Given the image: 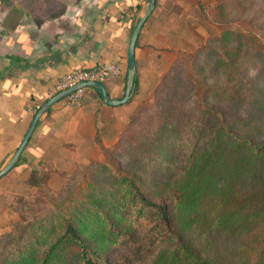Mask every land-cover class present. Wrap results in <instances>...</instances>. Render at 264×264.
Returning a JSON list of instances; mask_svg holds the SVG:
<instances>
[{
  "label": "crops",
  "instance_id": "1",
  "mask_svg": "<svg viewBox=\"0 0 264 264\" xmlns=\"http://www.w3.org/2000/svg\"><path fill=\"white\" fill-rule=\"evenodd\" d=\"M220 1L156 0L137 39L138 89L127 102L107 104L85 86L79 105L66 96L40 115L18 161L0 178V234L17 218L14 199L38 189L26 182L32 169L56 170L48 187L57 190L60 173L100 159L98 139L113 145L136 104L149 99L184 52L213 35L208 14ZM147 9L148 0H0V170L69 70L117 62L120 73L103 83L111 99L124 96L131 35Z\"/></svg>",
  "mask_w": 264,
  "mask_h": 264
},
{
  "label": "trees",
  "instance_id": "2",
  "mask_svg": "<svg viewBox=\"0 0 264 264\" xmlns=\"http://www.w3.org/2000/svg\"><path fill=\"white\" fill-rule=\"evenodd\" d=\"M201 5L205 11L206 6ZM208 17L214 22L212 16L208 14ZM240 32L225 27L219 40L230 43L241 35ZM245 36L254 54H261L253 55L254 58L264 60V42L260 46L262 51L258 52L260 49L254 46L258 39L248 32ZM239 54L238 47L221 52L218 60L221 59L225 66L227 85L221 92L214 91L220 93L218 99L233 100L235 105L242 104L244 96L240 92L249 83L237 72L235 58ZM167 74L166 78L170 73ZM137 89L135 80L134 92ZM204 113L211 121L206 119L216 125L197 130L202 136L208 132L210 139L190 147L194 154L192 160L187 159L182 176L170 182L173 191L170 205L153 200L136 177L115 168L111 179L116 190L102 191L95 184H87L84 190L90 188L91 194H85L81 200L71 199L70 205H66L65 199H53L55 210L37 218H27L22 206L20 214L24 220L14 223L12 230L0 237V264H214L212 259L198 253L183 235L184 228L197 224L220 230L249 229L254 235H260L264 252V230L261 228L264 221V140L253 130L243 128L234 116L231 120L225 119L227 111L204 106ZM168 133L164 138L167 134L177 135L178 128ZM158 134L156 137L162 139L163 130ZM158 146L160 157L164 156L156 164H160L158 170L164 173L156 179H163L170 174L175 163L171 156L181 145ZM81 165L76 164L75 170ZM54 172V169L34 168L26 182L29 187L44 190ZM61 174L67 176L65 186L80 178L79 173ZM179 214L181 228L178 229L174 220ZM136 231L138 237L141 231L139 239H135ZM119 243L128 244L125 256L109 258L107 251ZM157 249L161 250L149 260Z\"/></svg>",
  "mask_w": 264,
  "mask_h": 264
},
{
  "label": "rangeland",
  "instance_id": "3",
  "mask_svg": "<svg viewBox=\"0 0 264 264\" xmlns=\"http://www.w3.org/2000/svg\"><path fill=\"white\" fill-rule=\"evenodd\" d=\"M209 16H212L216 26L213 35L204 39L193 51L184 52L176 60L177 65L165 73L169 72V77L166 78L165 74L162 76L150 93L149 99L140 100L136 104L119 139L110 146L102 145L98 140L100 159L76 163L82 164V167L75 170V164L71 170L65 171L80 174V178L70 179V185L65 186L67 176L60 173L63 182L59 189H49V178L46 189L38 187L34 193L17 196L13 207L18 214L17 218L11 221L9 228L0 234V237L10 232L14 223L24 220L20 214L22 206L27 218H37L55 210L53 199H65L66 205H70L71 199L81 200L85 194H91L90 188L84 190L87 184H95L102 191L116 190L117 186L111 179L115 168L136 177L153 200L164 201L170 205L173 193L170 182L178 176L181 177L187 159L192 160L194 154L191 153L190 147L210 139L208 132L202 136L196 133L197 130L216 125V122H210V118L204 113V106L215 107L221 112L227 111L225 119L231 120L234 116L235 121L242 123L243 128L253 130L259 139L264 140V60L254 58L253 55L261 54H254L253 47L245 36L248 32L257 38L254 46L260 49L258 52L262 51L260 46L261 42H264V0H222L211 8ZM225 27L240 30L241 35L230 43L222 42L219 39ZM236 47L240 50V54L235 58L237 72H241L249 83L241 89L240 94L244 96L242 104L235 105L232 104L233 100L218 99L221 95L214 91L218 89L221 92V88L227 85L225 66L221 59L218 60L219 56L226 48ZM247 98L251 101L246 102ZM174 127L178 128L177 135H168ZM160 129L163 130L162 139L156 137L159 136ZM166 133L168 134L164 138ZM174 143L181 145L179 151L174 148L171 156L175 162L174 166L165 178L156 179L164 173V170H158L160 164H156L164 156L160 157L158 145L168 144L172 147ZM128 150L129 153H124ZM179 217L180 214L174 220L178 229L181 228ZM261 228L264 230V221ZM135 234V239L142 236L141 231L139 237L137 231ZM183 235L198 253L212 259L214 264H264L260 235H254L249 229L220 230L197 224L184 228ZM127 246V243L114 245L107 251V256L111 259L122 258L127 252ZM6 250L7 248L3 254ZM160 250H155L149 260Z\"/></svg>",
  "mask_w": 264,
  "mask_h": 264
},
{
  "label": "water",
  "instance_id": "4",
  "mask_svg": "<svg viewBox=\"0 0 264 264\" xmlns=\"http://www.w3.org/2000/svg\"><path fill=\"white\" fill-rule=\"evenodd\" d=\"M155 3H156V0H148L147 11L142 16V18L138 21L136 27L134 28L132 32L130 44H129L128 72H127V82H126V89H125L124 96L120 99H111L104 83L101 81H85L76 86L59 91L57 94H55L54 96L49 98L46 102H44L42 106L38 109V111L36 112L30 124L29 130L27 131L23 141L17 148L15 154L10 159V161L5 165V167L0 170V178L3 175H5L7 172H9L13 168V166L16 164V162L18 161L20 154L22 153L25 145L27 144L40 115L53 103L68 96L71 92H73L77 88H81L85 86H92L96 88L99 91V93L103 96V98L105 99V102L110 105L122 104V103L127 102L130 99V97L132 96L135 90V80H136L135 47H136L137 39H138L140 30L144 22L146 21L147 17L150 15L152 10L154 9Z\"/></svg>",
  "mask_w": 264,
  "mask_h": 264
},
{
  "label": "built area",
  "instance_id": "5",
  "mask_svg": "<svg viewBox=\"0 0 264 264\" xmlns=\"http://www.w3.org/2000/svg\"><path fill=\"white\" fill-rule=\"evenodd\" d=\"M120 71L121 68L119 63L114 61L102 63L92 68H73L60 76L57 84V90L59 92L85 81L103 82L111 76L118 75ZM83 90L84 87L77 88L67 96L72 104H80L83 96Z\"/></svg>",
  "mask_w": 264,
  "mask_h": 264
}]
</instances>
